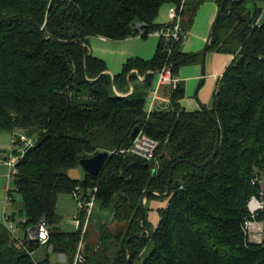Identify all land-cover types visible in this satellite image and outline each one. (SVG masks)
I'll list each match as a JSON object with an SVG mask.
<instances>
[{
  "label": "trees",
  "instance_id": "trees-1",
  "mask_svg": "<svg viewBox=\"0 0 264 264\" xmlns=\"http://www.w3.org/2000/svg\"><path fill=\"white\" fill-rule=\"evenodd\" d=\"M204 1L0 0V132L37 130L27 149L12 150L19 155L12 175L23 199L22 227L46 217L53 253L66 258L36 262L30 253L40 246L26 250L0 223V264H73L81 230L54 229L56 206L63 195L88 199L95 188L91 223L99 220L100 234L96 245L85 237L83 264H126L127 241L140 231L143 194L161 199L150 192L165 194L170 173L168 206L150 241L130 240V264H264V245H246L242 230L247 202L258 193L254 167L264 168V23L256 25L263 9L246 6L255 0L226 1L211 50L235 59L211 109L183 111L182 85L173 91V111L148 114L144 108L164 66L177 77L181 67L200 61L180 47ZM166 4L182 7L181 40L160 37L151 60L130 59L121 74L110 76L91 54L90 38H145L170 29L171 23L155 22ZM131 84L132 94L118 95ZM136 128L159 142L155 160L119 153L131 146ZM105 151L115 153L97 177L76 180L66 173ZM147 210L143 225L149 227ZM110 222L123 227L114 233Z\"/></svg>",
  "mask_w": 264,
  "mask_h": 264
},
{
  "label": "crops",
  "instance_id": "crops-1",
  "mask_svg": "<svg viewBox=\"0 0 264 264\" xmlns=\"http://www.w3.org/2000/svg\"><path fill=\"white\" fill-rule=\"evenodd\" d=\"M173 7L172 4H166L161 8L155 21L157 25L170 23V11ZM219 8L220 6L217 0H205L199 7L191 28L181 44L180 50L182 53L200 55V61L198 63L181 67L177 75L179 85H182L185 89V95L179 101L183 111L196 112L203 108L211 109L219 82L226 69L235 59L234 54L214 51L210 47L206 55L205 66L203 67L202 52L209 44L212 27L218 15ZM159 41L160 37L156 34H151L145 38L130 37L123 40H112L95 36L90 38L89 50L95 58L102 60L106 64L107 73L114 77L122 73L125 64L130 59L151 60L157 52ZM132 73L138 76L140 82L144 81L145 76L140 75L137 69H134ZM133 90L134 87L131 84L127 86V92L117 93L120 96H127L132 94ZM173 91L171 85L160 84L158 75L155 74L150 88L146 91L145 111L148 114L173 111ZM5 201L3 202V212L0 215V223L3 214H7L6 207L8 203L5 205ZM168 202V199L161 198L159 200H152L151 203L149 201L148 206L146 204V208H148L146 218L150 225L148 228L151 231L157 228L161 219L160 213L167 208ZM98 222L99 220L91 223L94 228V233L97 234L96 242H90L94 245L98 243L100 234ZM101 223L105 224V221ZM15 224L17 226L18 241L21 243L25 238V229L21 226L20 221L17 222L15 220ZM109 225L112 227L114 224L110 222ZM48 253L51 252L48 251ZM34 255L35 252L32 255L33 258ZM59 257V260L56 262L64 263L66 261L63 255H59Z\"/></svg>",
  "mask_w": 264,
  "mask_h": 264
},
{
  "label": "built area",
  "instance_id": "built-area-1",
  "mask_svg": "<svg viewBox=\"0 0 264 264\" xmlns=\"http://www.w3.org/2000/svg\"><path fill=\"white\" fill-rule=\"evenodd\" d=\"M181 11L182 7L180 9H178L177 7H173L170 11V23L173 27L167 30L157 31L155 34L159 37L164 36L176 42L180 41L183 35L181 27ZM260 19L256 22L257 26H260ZM157 75L160 84H169L171 85L173 90L178 88L179 79L173 76L170 67H168L167 65L164 66L157 73ZM20 140L27 145H31L33 143L31 139H28L26 136H22ZM158 147L159 142L157 140L150 137L144 130H139L138 134L133 139L131 146L126 149L120 150L119 153L134 155L150 162L155 160ZM109 153L111 155L115 152ZM5 161H7L5 158L2 160L0 158V163ZM8 165L10 169L13 168L12 171H14L15 164L12 162V160L8 162ZM10 175H12V172H10ZM252 184L258 188V193L256 195H253L247 203L248 217L245 218L242 229L246 237V243L248 245H264V169L254 167ZM96 191L97 189L95 188L93 190L90 201L84 199L83 194L75 193V195L81 197L80 206L82 209V216L79 220V230H81L82 235H85V232L87 231V228L91 223V218L95 206ZM6 204L7 201H5V205ZM24 222L25 219L23 221H20L21 226ZM1 223L5 227V229L15 239L18 240L17 226L11 216H8L4 213L1 219ZM49 240L50 225L46 217L43 216L36 226L28 227L27 229H25V238L24 241L20 243V245L23 246L26 250H29L32 244H37L40 247L46 246L48 247V251L53 253L54 248L49 243ZM81 251H83L82 242L79 245L73 264H83L86 262V258ZM30 254L33 255V253Z\"/></svg>",
  "mask_w": 264,
  "mask_h": 264
},
{
  "label": "rangeland",
  "instance_id": "rangeland-1",
  "mask_svg": "<svg viewBox=\"0 0 264 264\" xmlns=\"http://www.w3.org/2000/svg\"><path fill=\"white\" fill-rule=\"evenodd\" d=\"M255 5L258 8H262L264 12V2L263 1L255 0V1H248L246 3L248 10H252L255 7ZM263 12L260 15L261 17L260 20L262 23H264V13ZM23 135L27 136V133L26 131L20 130V129L16 130L14 133L10 131L0 132V137H1L0 138V158L1 160L4 159L3 155H5L4 157H6V160H7L5 162L0 163V215L3 212V202L7 200L8 204L6 207V213L8 214V216L13 215L17 222L25 218V215L21 213L22 212L21 210L23 208V199H22V196L16 191V185L14 181L15 178L13 175H10V172H12L13 168L10 169L8 162L12 160V162L16 164V162L19 159V155L12 154L13 149L17 150L18 152H23L25 149H27L28 145L26 143H21L19 141ZM27 138L29 139L31 138V140L33 141L37 139L36 136H33V137L27 136ZM14 139L16 141V145H13ZM66 173L69 175L70 178L76 179V180H83L86 175V172L81 165L67 170ZM9 190L11 191V195L8 193ZM91 196H92V192L90 191L88 194V199H87L88 201H90ZM149 201L151 203L152 200H149L147 198L146 199L147 206L149 204ZM80 202H81V197L78 195L61 196L56 206L57 218L55 220V224L53 225V228L58 229L62 232H67V233L78 231L79 230V220H80L81 211H82ZM119 226L123 227V224H120V225L119 223L115 224L111 228L112 232L115 233L116 231H118ZM153 232L154 230L152 231V235H153ZM22 236L24 235L22 234ZM85 237H86V241H88L89 243L90 242L95 243L97 240V234L94 233V228L91 223L89 224L87 231L85 232V235H82L81 233V238L78 244V248L81 242L84 247ZM245 244L248 245L246 243V237H245ZM39 248L40 249H37L35 251V255H34L35 261L42 262L46 258H49V260L52 262H56L57 260H59L60 257L58 254L48 253V247L42 246ZM148 253L149 251H146V252L143 251L140 255L143 254V256H145ZM140 263L141 261L135 262V264H140Z\"/></svg>",
  "mask_w": 264,
  "mask_h": 264
},
{
  "label": "water",
  "instance_id": "water-1",
  "mask_svg": "<svg viewBox=\"0 0 264 264\" xmlns=\"http://www.w3.org/2000/svg\"><path fill=\"white\" fill-rule=\"evenodd\" d=\"M226 1L227 0H222L221 6L219 8L218 15H217L216 20L214 22V25L212 27L211 37H210L209 44L206 46V48L202 52L203 67L205 66V60H206L207 52L210 49L211 44L215 40V32H216V29H217V25L219 23V20H220L222 14H223V11H224V8H225V5H226ZM234 1L235 2H239V3H242L245 0H234ZM241 61H242V58L239 59L238 63H240ZM213 120L215 121V119H213ZM36 132H37V130H30V131L27 132V136L31 137ZM138 132H139V129L136 128L134 130V132L132 133L131 138L134 139L136 137V135L138 134ZM217 153H218V145L216 147V150H215L214 155H217ZM109 157H110V153L108 151L100 152V153H98L97 155H95L92 158L81 160L80 161V165L83 167V169L85 170V172L87 173V175H89L90 177H97L100 174V172L102 171V169H103V167H104V165H105V163H106V161H107V159ZM171 182H172V173H170L169 187H168V190H167V192L165 194H159L157 192H150V193L151 194L154 193L156 195H159L163 199H168L170 197V192H171V189H170ZM147 196H148V192H145L143 194V197H142L141 217L139 219V229H140V232L134 234L133 236H131L128 239V241H127L128 259H127L126 264H130L131 257H132V253H131V250H130V247H129L130 240L132 238H141V239H143L145 241H150L151 240V237H152V231L148 227H146V226L143 225V221H144V218H145V210H146V199H147Z\"/></svg>",
  "mask_w": 264,
  "mask_h": 264
}]
</instances>
